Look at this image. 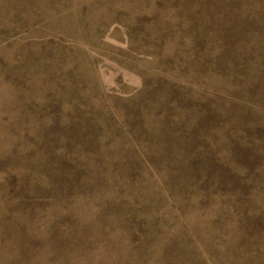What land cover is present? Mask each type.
Wrapping results in <instances>:
<instances>
[{"label": "rangeland", "instance_id": "obj_1", "mask_svg": "<svg viewBox=\"0 0 264 264\" xmlns=\"http://www.w3.org/2000/svg\"><path fill=\"white\" fill-rule=\"evenodd\" d=\"M0 264H264V0H0Z\"/></svg>", "mask_w": 264, "mask_h": 264}]
</instances>
